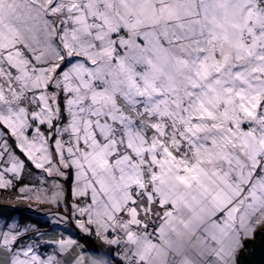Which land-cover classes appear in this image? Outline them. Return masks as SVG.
<instances>
[{"label":"snow or ice","instance_id":"obj_1","mask_svg":"<svg viewBox=\"0 0 264 264\" xmlns=\"http://www.w3.org/2000/svg\"><path fill=\"white\" fill-rule=\"evenodd\" d=\"M193 223L186 264L264 241V0H0V264H156Z\"/></svg>","mask_w":264,"mask_h":264},{"label":"clouds","instance_id":"obj_2","mask_svg":"<svg viewBox=\"0 0 264 264\" xmlns=\"http://www.w3.org/2000/svg\"><path fill=\"white\" fill-rule=\"evenodd\" d=\"M204 231H206V225L197 224L187 230L182 241L179 234L174 235L156 264H186L195 253L197 242L202 238ZM193 236L196 237L195 240Z\"/></svg>","mask_w":264,"mask_h":264},{"label":"water","instance_id":"obj_3","mask_svg":"<svg viewBox=\"0 0 264 264\" xmlns=\"http://www.w3.org/2000/svg\"><path fill=\"white\" fill-rule=\"evenodd\" d=\"M250 254L244 258L243 264H264V241L257 239L249 243Z\"/></svg>","mask_w":264,"mask_h":264},{"label":"trees","instance_id":"obj_4","mask_svg":"<svg viewBox=\"0 0 264 264\" xmlns=\"http://www.w3.org/2000/svg\"><path fill=\"white\" fill-rule=\"evenodd\" d=\"M18 218H20L24 221H27V222H31L32 220L39 219V217H30V215L26 212L19 214ZM41 226L43 227V225H41ZM88 246L90 249L92 248L91 242H89ZM100 261L104 264L103 260H100Z\"/></svg>","mask_w":264,"mask_h":264},{"label":"rangeland","instance_id":"obj_5","mask_svg":"<svg viewBox=\"0 0 264 264\" xmlns=\"http://www.w3.org/2000/svg\"><path fill=\"white\" fill-rule=\"evenodd\" d=\"M197 224H200V223H193L190 227H192V226H194V225H197ZM187 233H185L183 236H181L180 235V239H181V241L183 240V238H184V236L186 235ZM193 239L195 240L196 239V237L195 236H193ZM198 243V242H197ZM96 264H101L100 262H95Z\"/></svg>","mask_w":264,"mask_h":264},{"label":"crops","instance_id":"obj_6","mask_svg":"<svg viewBox=\"0 0 264 264\" xmlns=\"http://www.w3.org/2000/svg\"><path fill=\"white\" fill-rule=\"evenodd\" d=\"M98 262H100L101 264H103L101 261H98ZM104 262V261H103ZM94 264H96L95 262H94Z\"/></svg>","mask_w":264,"mask_h":264}]
</instances>
